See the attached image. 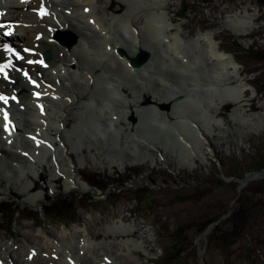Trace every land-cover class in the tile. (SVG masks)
<instances>
[{
	"label": "rangeland",
	"instance_id": "1",
	"mask_svg": "<svg viewBox=\"0 0 264 264\" xmlns=\"http://www.w3.org/2000/svg\"><path fill=\"white\" fill-rule=\"evenodd\" d=\"M71 1L62 0L61 6L57 10L63 11L67 3ZM128 1L130 5L124 4L122 0H113L111 3H106L105 0H95V13L97 15L105 13L108 16V10L110 9L117 11L119 16H127L128 11L131 12L130 20L139 27L140 40L150 46L155 53V58L149 68V71L152 72L150 75L162 79L166 88L174 89L178 92V95L183 96L184 99L187 98L181 105L182 109L187 106L191 97L200 99L201 106L206 108L211 104L212 98L217 93L213 84L218 83L216 68L219 67V64L213 57L207 61L209 57L208 41L204 38V34L209 33L211 35L208 36L218 45L221 53L227 54L231 51L230 43L232 40H238L244 49L251 48L258 51L257 58H245L241 61L242 65L239 62H235V66L239 69L240 76H245L244 88L246 89V95L250 98L240 111V116L250 117L248 119L250 123L255 120L253 117L255 114L263 113L261 105L264 104V59L261 58L260 53L264 52V7L258 6L255 0H186L185 6L188 12L185 18L181 19L178 17L181 5L180 0H169L167 17L169 22L174 25L172 33L174 34L179 29V32L187 37L172 48V50L185 57V60L179 65L177 63L165 64L161 58L165 42L161 39L159 33L152 29L150 24L151 0ZM261 4L264 5V0H261ZM82 5L78 8L79 12ZM198 20L200 21L199 24ZM113 26L124 33L123 25L114 24ZM232 29L244 30L245 34L236 36ZM80 35L82 42H85L86 46H91L92 42L96 40L94 32L83 31ZM113 36H116L122 41L121 43L131 48L130 39H121L116 31L113 32ZM198 36H200L198 40L194 39ZM249 43L251 44L250 46H248ZM102 47V45H98L94 49L96 54L101 55ZM77 52L83 66L90 69L99 68L101 71H105L108 77L122 81L126 84L125 86L139 90L144 86L140 80L142 78L145 86L157 88L155 81L150 79V75L143 76L142 74L129 73L118 65H112L110 62H113L114 59L110 56L101 55L100 57H94L87 52L86 47L82 46L78 48ZM109 52L110 50L108 49L107 53ZM50 53L53 57L52 52ZM62 58H64L63 52H59V59ZM108 58L112 60L108 61ZM249 82L252 86L249 85ZM69 83L72 85L71 80ZM78 90L88 93L85 99L92 95L97 97L99 101H103L107 106L115 107L117 104L113 99L112 91L105 89V85L101 82L92 87L80 85ZM126 91L129 92V89ZM258 91H262V93L257 95ZM144 97H149L152 100L149 94H144L143 99ZM81 108L82 103L78 96L75 104L69 105L64 109L71 118L68 129H71L72 124L78 125V129L80 126H86L89 132H94L96 136L89 139L87 136L90 133L87 134L80 145L77 140L72 141V136H70L73 148L71 151L77 152V147L91 145L94 148L92 150L93 153L98 151L102 153L101 156H97L96 160L91 159V153L86 148L83 149L82 154H75V157L80 162L83 160L90 162L88 165L90 167L82 165L83 167L79 171L81 182L87 178L101 187L110 182L116 188L124 182L131 181L137 187V190L134 193L128 192L120 195L108 193L107 198L103 201L100 197V191H95L97 203L88 208V213L87 211L82 212L78 209V205L87 203L84 196L88 191L80 192L75 188H66V179L56 172L54 173V170L48 166H43L45 170L40 171V177L33 178L34 190V185L25 182L23 179L21 184L16 182V180L11 181L18 174L15 171L16 168L10 167V163L13 161L6 159V162H1L2 168H0V176H2L0 180V193L2 195L0 202L6 203L5 209L7 211L4 217L5 223L3 225L0 224V228H4L0 229V252H3L6 246H9L10 249L25 246L26 249L23 252L26 254L28 251L27 247L33 245L36 247L35 249L38 247L37 250L40 253L45 237H49V232L58 235L61 231H65L66 228L68 230H83L87 228L91 235V242L97 248V250L92 248L91 253H95L101 259V256L106 253L100 251L98 247L107 244L115 252L118 258L116 263L119 264L121 259L118 257L113 243L122 241L125 237L114 235L106 230L108 226L119 223L121 216H123L125 219L123 224L126 227L141 225L143 231L149 233V237L145 239H139L137 234H133V239L137 240L141 245L138 254L141 260H146L144 264H155L153 262L160 255L162 248L169 246L171 249L173 247V240L170 235L174 228L179 231L177 242L185 248V255L180 264H264V245H261L262 258L256 257L255 252L246 253L244 250V246L248 242H251L256 248L255 245L259 239L256 231H246L227 252L216 244L209 245L207 251H205L207 236H202L203 238H201V235L199 236L198 232L203 222L210 217L220 215L223 210L229 207L231 201L235 199V184L229 182L225 187L215 188L211 196L200 203H197L195 198L198 192L195 181L205 171L215 168L216 164L220 166L218 163L220 157L225 156L228 160H231L235 167H238L242 172L249 169L250 165L247 157L248 153L251 152L249 142L256 140L258 137H264V123H262V128L259 130L257 127L250 128L247 124L233 125L230 122H226L222 130V136H213L211 139L212 154L206 157L208 169L197 159L194 168L188 171L181 170L179 162L172 155L173 153L187 156L189 154L188 149L195 136L193 123H190L189 119L191 117L181 114V118L178 119L179 125L175 128L184 133L185 138L182 136L180 141H177L175 148L168 145L160 146L168 162H161L154 168H149L148 166L113 168L109 164V160L125 159L133 155L132 152H126L127 143L135 140L133 134L128 130L126 131L127 126L122 124L119 126L118 136L107 134L106 139L97 138L99 135L95 126L97 121L95 108L92 106L84 113H82ZM231 108L232 105L224 106L220 117L225 119ZM152 122L161 123V119L148 112L144 125L140 130V134L146 136V138L136 140L138 144L143 145L141 142H144L148 147L154 148L157 141L151 135L159 126L151 127L150 123ZM170 131L173 135L174 132L171 129ZM173 137L175 139L174 135ZM19 138L21 140V137ZM59 149L57 152L58 160L63 158ZM233 155L236 157H233ZM94 163L97 164L96 167H94ZM48 164L51 165L49 160ZM137 167L139 168L136 169ZM94 173H100L101 177L96 179L93 175ZM5 174L8 176L6 177ZM53 176H56V178L60 177L62 180L57 183L54 180L52 184L51 179ZM41 178L43 179L42 182H40ZM38 182H40L39 185H37ZM23 186L33 187V190L28 193ZM153 186L155 188L152 189ZM8 189H10V193ZM44 189L49 191L50 200L47 204L51 209L66 210L63 217L52 215L51 221L48 222L41 216L40 212L34 211L40 210V206L44 201ZM76 193L83 196L80 201L63 200L68 195ZM35 194H39V197L36 205H33L31 198L36 196ZM14 195H17L20 199L18 201L15 200ZM143 196L148 198V202L135 207L133 203L134 197L140 198ZM14 202L20 204L26 213L30 211L36 222L42 223L41 227L36 228L31 219L22 220L17 218L13 214ZM160 206L162 207L161 209L158 208ZM96 208L99 213L96 212ZM73 210L77 213L74 212L72 214ZM70 219H78L80 226L68 225L65 227L61 223L63 220L68 222ZM225 228L229 229L230 224H227ZM30 233L34 234V239L27 238ZM251 237H253L252 241ZM69 242L71 241L69 240ZM232 253L238 255L236 261L228 259V256ZM249 257L253 258L249 259ZM17 258L18 254L14 255L13 259ZM164 260L159 259L158 264H162Z\"/></svg>",
	"mask_w": 264,
	"mask_h": 264
},
{
	"label": "bare ground",
	"instance_id": "2",
	"mask_svg": "<svg viewBox=\"0 0 264 264\" xmlns=\"http://www.w3.org/2000/svg\"><path fill=\"white\" fill-rule=\"evenodd\" d=\"M19 0H0V9L7 10L5 16L0 17V19H9V20H22L27 25L26 27L19 26L16 30L15 35L12 37V40L17 43H26L29 45H35L37 51H51L53 57L49 59V67L44 72V78L47 81H52L56 86V92L59 94V97L56 100H51L49 98L45 99L47 103V111L45 116H41L36 111L32 100L30 99V87L22 79L18 78L16 84L7 85L10 89H18L20 94V102L25 104L26 107L23 111L18 112L19 115L24 117V123H20V130L22 128V133L19 132L14 138L12 133L9 137L14 138L12 144L8 147V143L3 141L2 135L3 132L0 131V153L1 158L7 157L8 154L13 155L14 161L18 164L17 177L11 179V181L16 180L21 184L23 179L25 182L32 183L35 187L33 178L40 177V171L43 170L44 161L46 156L51 154H56L57 148L50 150L47 147L40 146L38 148L33 147L32 142L28 140L25 136L27 133H32V131L39 130L43 135L50 139H54L55 136L49 133L53 130L55 134H58L60 137V142H63V146L60 148L65 154L64 158L61 161H58V166L54 169H60L61 173L64 174L66 179L65 186L66 188L74 187L80 192L86 190V186L80 182L79 178V167L80 162L74 157V154L70 151L71 146L67 143V138L70 137V131L67 130V124L71 120L66 114L64 107H68L75 103L78 95L82 99V105L84 111L91 108L93 105V97H88L87 100L83 99L86 96L82 91L78 90V86L83 85L85 87H92L98 83H103L105 89L111 90L118 106L114 109L108 108V111H105V129L106 132H109L113 136H118L119 126L121 122L127 124V128L130 132L134 134L135 137H139V129L143 124L142 114L148 106L143 107L142 97L144 94H150L152 100L156 103H170L171 109L168 113H163L162 111H156V115H159L163 122L169 124L170 126L174 122H170L169 119H175L177 115V110L180 107L181 99L177 95V92L172 89H167L165 83L162 79L157 77H150V79L155 81L158 89H153L150 86H142L138 91L130 92L133 94L132 98L124 91L123 86L120 82L113 80L111 77L106 75L105 71H101L99 68L90 69L82 65L80 56L78 55V48L80 46L86 47L87 52L94 56L100 57L101 55H107L114 59L113 62H110L112 65H118L119 67L125 69L129 73L142 74L147 76L150 74L149 68L152 64V61L155 58V53L153 49L140 40V30L133 22L130 20L131 12L128 11L127 16L109 12L107 16L105 13L102 15H97L95 13V0H72L67 3L64 7L70 11V14L65 12L57 11V7L61 4L62 0H59V3L55 5V13H52V19L43 18L39 19L35 14L30 12V9L34 7L32 2L21 3ZM46 1V0H45ZM124 4L130 5L128 0H122ZM48 2V1H47ZM54 4V1H51ZM106 3H109L110 0H105ZM152 9L150 24L152 29L159 33L161 39L165 42V47L162 49L161 58L168 63H177L182 64V61L185 60V57L182 54H179L177 51L172 50L178 42H181L184 38L179 32V29L173 34L172 30L174 25L169 22L167 17V5L169 0H151ZM84 4V5H82ZM48 2V8H49ZM82 5L81 11H78L79 6ZM36 6V5H35ZM84 7H89L90 10L88 13L83 12ZM76 18L77 23L74 22ZM93 18V23H89L88 19ZM48 19V20H44ZM44 21V22H43ZM121 24L124 28V33L118 31L113 25ZM69 30L72 31L75 35L78 36V43L71 49H66L65 46L58 44L53 40L52 36L56 31ZM83 31H90L96 34V40L92 42L91 46H86L85 42H82V37L80 33ZM116 31L121 39H130L131 48L122 44L121 40L113 36V32ZM41 32L40 38L34 39L36 34ZM51 32H53L51 34ZM232 32L236 35L245 34L244 30L232 29ZM168 33V34H167ZM125 35V37H124ZM208 35L209 33L204 34V38L208 41V53L210 60L211 57L215 58L219 67L216 68V73L218 76V83L213 84L217 90V95L211 100L212 105L204 108L208 121L206 124H201L198 121H191L194 123L195 137L200 140L201 147L200 152H204V147L210 142L212 136H221V128L226 125V122H231L233 125H246V120L250 117H241L239 111L244 108L246 101L249 98L246 95V89L244 85L239 84V70L235 66L233 59L227 55L220 52L218 46L212 41V38ZM51 37L48 42V38ZM200 36L194 38L198 40ZM102 45L101 55L96 54L94 49ZM251 44L249 43L248 46ZM117 48H121L126 52V56H119L117 54ZM107 49H110V52L107 53ZM138 49H144L149 51L152 54V59L144 67L140 69H132L129 66V57H133ZM248 50H252L251 48ZM56 52V55H55ZM59 52H63L64 58L59 59ZM111 58H108V61H111ZM73 64L74 66H70ZM38 69H41L38 67ZM56 79H59V83L56 82ZM71 80L72 85H67V82ZM143 82V79L140 78ZM113 82H116L118 85L115 86ZM164 90L160 92V89ZM178 97V100L175 98ZM99 101V100H98ZM200 101V99H199ZM101 102V101H100ZM201 102V101H200ZM232 105L231 112L227 115L225 119L221 118V121H218L219 115L222 112V109L226 105ZM51 105V108H50ZM104 104H98L94 106L99 112L103 109ZM261 110L263 113L255 114L254 121H251L247 124L250 128L260 127L261 123H264V104L261 105ZM137 117L138 121L134 125L129 122V116L133 115ZM116 116V117H114ZM21 122V121H20ZM63 122V128L60 127V124ZM118 123L116 125L115 123ZM259 122V123H258ZM1 121H0V130H1ZM76 125H73V129ZM30 130V131H29ZM17 133V132H16ZM24 134V135H23ZM21 137V140L19 139ZM136 142V141H135ZM135 142L129 143L132 146L128 147L133 154L132 158H125L122 161H117V159L111 160L109 163L113 167L125 166H136V165H148L149 167H156L159 162L164 160V154L160 151L158 147L154 149H149L147 147H141L136 149ZM22 146L24 148H22ZM17 150L28 151L32 159L22 157L21 154L17 153ZM78 152L82 154V148L79 146L77 148ZM192 150V146H190ZM252 157L251 159L256 161L264 162V151L259 153L255 144L252 146ZM101 155L100 152H97ZM187 155L180 158V168H192L195 163V157L198 156L197 153ZM260 154L262 156H260ZM257 163V162H256ZM2 167L0 163V168ZM22 177V178H21ZM2 176H0V180ZM58 181L59 178L53 176L51 183ZM24 190L28 193L31 192L33 187H25ZM10 193V189H8ZM31 198L33 204H36L38 201L39 194ZM1 197V193H0ZM84 210H82L83 212ZM124 217L121 216L119 223H115L107 227V232H111L117 236H124L125 239L122 241L113 243V247L117 250V255L121 259L119 264H144L143 260L140 259L138 255L141 245L140 243L133 239V234H137L139 239H145L149 237V233L143 231L141 225L139 226H128L126 227L123 224ZM49 237H45V242L41 247V253H37L36 256L31 260H27L24 256H27L30 251L34 250L36 247L29 245L28 251L24 254L26 247H20L13 249L9 246H6L3 252H0V261L8 262V259H13V255L18 254V259L16 260L18 264H67L66 259L73 257L74 263L77 264H107L104 262L106 258H109L108 264H117V256L113 249H110L107 244L105 246H100L98 249L108 255L103 254L101 259L95 253H91V249L97 250L95 245L91 242V235L87 231V228L83 230L72 229L61 231L60 234L56 235L52 232L48 233ZM108 236V234H107ZM27 238L34 239V234L30 233L27 235ZM77 239V241H76ZM69 240L71 242H69ZM69 242V243H68ZM68 243V244H67ZM30 244V243H29ZM38 249V247H37ZM84 251V252H83ZM80 252V253H79ZM51 253L57 255L58 258L52 259L50 257ZM43 254V255H42ZM48 255V256H47ZM89 261V262H88Z\"/></svg>",
	"mask_w": 264,
	"mask_h": 264
},
{
	"label": "trees",
	"instance_id": "3",
	"mask_svg": "<svg viewBox=\"0 0 264 264\" xmlns=\"http://www.w3.org/2000/svg\"><path fill=\"white\" fill-rule=\"evenodd\" d=\"M183 1L184 0H182V2ZM256 1L259 3V0ZM186 12L187 9H184L183 15ZM232 44L236 46L238 50L240 49L236 42ZM246 54H250V52H247ZM237 56H244V54L238 53ZM255 146L257 147L259 153L264 151V142L256 143ZM260 156L262 155L260 154ZM226 162L227 160L225 159L222 164H225ZM256 162L253 161L254 167L250 171H258L264 167V162ZM215 170L207 174L206 179H202V177L198 178L197 184L199 186V191L195 195L198 203L211 196L215 188L227 185L226 182L218 177L217 171ZM226 176L234 177L236 179L243 178V175L240 172H236L234 170L226 172ZM236 182L234 184H236ZM48 200L49 198H46L45 202L47 203ZM86 200L88 202L95 201L93 197H87ZM134 200L137 202L136 206H139L142 203L141 200ZM232 206L233 208H227L222 211L221 215L230 210V216L214 226L210 236L206 238L205 251H207L209 245L214 244L218 245L223 251H228L237 243L242 234L246 231H256L259 235V239L255 245L256 248L251 242H248L245 244V251L251 253L255 252V254L258 255L261 254V245H264V179L255 183H248L244 188H242L239 193L236 194V198L232 201ZM1 213L2 211H0V214ZM72 213H74V210ZM221 215H215L208 218V221L205 223L202 230H204L206 226L217 221ZM69 223L74 224L76 221L70 220ZM227 224H230L229 229L225 228ZM176 230L177 229L173 230V235L176 234ZM252 240L253 237H251V241ZM176 252L177 253H174L171 249L165 250L162 248L159 257H166V264H180V261L185 255V251L183 248H179Z\"/></svg>",
	"mask_w": 264,
	"mask_h": 264
},
{
	"label": "water",
	"instance_id": "4",
	"mask_svg": "<svg viewBox=\"0 0 264 264\" xmlns=\"http://www.w3.org/2000/svg\"><path fill=\"white\" fill-rule=\"evenodd\" d=\"M57 38L61 40L60 37H57ZM75 42H76V39L73 38V40L70 43H66L67 47L70 48ZM119 53L120 54H124V51L119 49ZM45 57L49 58L50 54L49 53H45ZM148 58H149V53L146 52V51L140 50L139 54L136 57L131 58L130 61H131V64L133 66L140 67L143 63H145L148 60ZM160 137H162L165 141H168V142L172 141V137L169 134H161ZM262 175H264V170L261 171L258 174H250L244 181H242V183H245L246 181H248L250 179L258 178V177H260Z\"/></svg>",
	"mask_w": 264,
	"mask_h": 264
}]
</instances>
